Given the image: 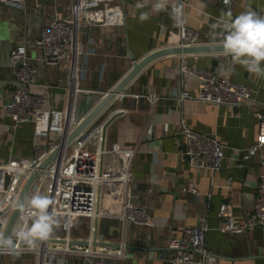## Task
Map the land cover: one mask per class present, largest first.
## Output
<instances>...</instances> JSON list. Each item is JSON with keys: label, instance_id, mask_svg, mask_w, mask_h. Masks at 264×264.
I'll return each mask as SVG.
<instances>
[{"label": "crops", "instance_id": "1", "mask_svg": "<svg viewBox=\"0 0 264 264\" xmlns=\"http://www.w3.org/2000/svg\"><path fill=\"white\" fill-rule=\"evenodd\" d=\"M137 2L122 0L124 27H95L84 33L82 42L90 54L84 58L86 76L81 87L90 93L79 98V117L90 112L104 92L113 89L132 69L129 50L136 60H141L155 51L178 45V27L171 19V8L156 13L151 11L156 0H149V7L145 9H137ZM71 3L72 0H26L25 10H19L0 1V163L31 159L37 148L59 143L57 135L51 138V143H48L51 139H37L32 124L15 127L4 107L17 88L10 52L15 46L27 45L28 55L38 69L32 93L44 96L45 109H65L66 85L59 80L67 81L68 72L46 67L41 51L33 47V42L56 13L66 12L64 9ZM249 8L264 14V0H231L227 6L223 0H186L183 11L185 24L197 33L203 45L220 44L212 42L210 25L222 10H231L235 18ZM141 11L150 12V18L143 23L139 21ZM183 63L255 88L258 91L255 99L264 106V78L248 73L240 65L233 67L231 58L224 53L167 57L151 64L138 76L127 93L105 113L106 120L115 112L124 111L109 129L107 146L111 150L135 151L132 162L135 191L139 203H148L155 224L146 228L113 219L103 220L101 241L119 245L116 253L122 254V257L108 259L107 264H168L167 260L174 256V251L168 248L170 238L181 237L184 227L197 226L203 217H207L210 227L206 240L212 253L209 264H264V228H254L240 235L226 233L222 231L225 220L219 217L223 205L237 219L246 218L255 206L257 185L264 171L261 157L245 159L243 154L237 153L257 142L255 107L246 104L235 108L197 100L196 80H181L177 76ZM184 91H189L195 99L181 101ZM152 94L156 97L154 102L149 99ZM182 125L213 137L227 147L221 171H198L187 166ZM230 178L233 182L229 190L226 185ZM189 183L194 184L196 193L183 191ZM75 233L81 238L88 236L86 221ZM37 263L35 255H9L1 261V264ZM54 264H64V261L57 258Z\"/></svg>", "mask_w": 264, "mask_h": 264}, {"label": "built area", "instance_id": "2", "mask_svg": "<svg viewBox=\"0 0 264 264\" xmlns=\"http://www.w3.org/2000/svg\"><path fill=\"white\" fill-rule=\"evenodd\" d=\"M0 1L19 10H25L26 7V0ZM185 1L182 0L183 4ZM64 10L66 12H57L44 27L41 36L34 40L33 47L41 51L46 67L68 72L67 81L59 80L62 85H66L65 109H45L44 96L32 93L38 69L28 55L27 45L15 46L10 52L17 88L10 103L4 107L15 127L32 124L37 139H50L57 135L58 145L83 119L84 116L79 117L77 114L79 98L90 93L81 87V81L86 76L84 58L90 54L82 42L84 33L95 27L126 25L122 0H72L71 5ZM178 34L177 46L202 45L197 33L186 24L183 25V31L178 28ZM177 76L181 80H196L199 91L196 99L199 101L235 108L246 104L255 107L253 115L257 120V142L237 153L243 154L245 159L260 156L264 169V106L259 105L255 99L258 91L253 87L231 82L213 71L191 67L186 63L181 65ZM149 99L156 101L153 94ZM192 99L195 98L189 91L180 95L181 101ZM105 121L100 124L96 122L72 145L64 147L60 156L36 179L28 194L29 196L39 191L55 201L49 210L55 208L59 226L47 241L39 243L36 250L28 251L26 246L21 245L18 253L3 252L4 257L35 255L38 258L37 264H54L57 258H62L64 264H107L108 259L122 257V254L116 253V249L93 246L96 221H99V226L106 219L129 222L138 227L154 226L148 203H139L135 191L132 174L135 151L111 150L107 142L105 147L102 140L101 145L98 143L96 132L100 127L103 129ZM182 135L185 139L183 154L190 169L216 173L224 168L227 158L225 145L213 137L194 132L185 125H182ZM58 145L37 149L32 159L0 163V234L4 235L25 181ZM232 182L231 178L227 181V189H232ZM183 191L196 193L193 183H189ZM257 193L254 209L244 219L235 218L226 205L220 208L219 217L225 220L222 231L240 235L254 228H264V171L257 185ZM21 215L22 212L16 227L21 223ZM85 221L89 228L88 236L81 238L74 235L75 230ZM209 230L208 219L203 217L197 226L184 227L181 237H171L168 248L174 251V256L167 260L168 264H209L212 256L206 244ZM82 241L88 244L83 245L80 243ZM98 241H101L99 236Z\"/></svg>", "mask_w": 264, "mask_h": 264}, {"label": "clouds", "instance_id": "3", "mask_svg": "<svg viewBox=\"0 0 264 264\" xmlns=\"http://www.w3.org/2000/svg\"><path fill=\"white\" fill-rule=\"evenodd\" d=\"M230 2L231 0H223L226 6ZM148 7L149 0H138L136 4L137 9ZM169 7L174 25L183 31L185 19L182 0H156L151 5V11L167 12ZM149 18V11L139 13L141 23ZM210 29L212 42L219 41L224 55L231 58L233 67L240 65L248 73L264 78V16L249 8L233 18L231 10H222L221 15L210 25ZM54 204L52 198L39 191L19 202L21 223L15 228L13 236L0 234V253L16 254L21 245L26 246L28 251H34L39 243L47 241L59 226L55 208L49 210Z\"/></svg>", "mask_w": 264, "mask_h": 264}, {"label": "water", "instance_id": "4", "mask_svg": "<svg viewBox=\"0 0 264 264\" xmlns=\"http://www.w3.org/2000/svg\"><path fill=\"white\" fill-rule=\"evenodd\" d=\"M223 53V47L221 44H203L193 47H168L163 48L158 51H155L141 60H136L132 51L129 50V58L133 63L132 69L129 73L113 88L104 92V95L101 101L90 111L88 112L80 123L75 127V129L65 138L61 139L60 144L56 149L49 155V157L41 164V166L25 181L19 197L16 201L15 207L12 211L9 223L4 232V236H13L14 229L18 222L19 216L21 214L20 209L18 208V203L22 202L26 196H28L34 182L59 156L64 147H68L73 144V142L90 126L98 122L102 117L105 116V113L112 106V104L122 95L127 93V88L138 78V76L151 64L172 56H190V55H201V54H220ZM124 111L115 112L111 117L107 118L103 125V139L102 144L105 147L108 137V132L110 127L114 122L123 115ZM21 180H24V177H21ZM1 219V214H0ZM1 226V223H0ZM103 232L100 231L99 221H96L95 234L93 246L95 247H104L111 249H119V245L113 243H107L98 241V236L102 235ZM83 245L88 244V242H80ZM4 258L3 252L0 253V264Z\"/></svg>", "mask_w": 264, "mask_h": 264}, {"label": "bare ground", "instance_id": "5", "mask_svg": "<svg viewBox=\"0 0 264 264\" xmlns=\"http://www.w3.org/2000/svg\"><path fill=\"white\" fill-rule=\"evenodd\" d=\"M102 127H100L98 130H97V132H96V136H97V138H98V140L100 141L101 140V133H102ZM99 143V142H98Z\"/></svg>", "mask_w": 264, "mask_h": 264}, {"label": "rangeland", "instance_id": "6", "mask_svg": "<svg viewBox=\"0 0 264 264\" xmlns=\"http://www.w3.org/2000/svg\"><path fill=\"white\" fill-rule=\"evenodd\" d=\"M104 120H105V116L102 117V118L98 121V123L100 124V123L104 122ZM53 137H54V136H53ZM53 137H52V139H53ZM50 139H51V138H50ZM50 139H48V140H50ZM52 139L50 140V142H48V141H47V142H48V143H51V142H52ZM55 142H56V141H55ZM37 149H42V148H37ZM32 158H33V157H32ZM32 158H31V159H32ZM86 222H87V221H86ZM75 234H76V233H75ZM75 234H74V235H75Z\"/></svg>", "mask_w": 264, "mask_h": 264}]
</instances>
